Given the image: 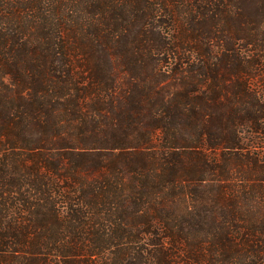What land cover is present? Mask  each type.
<instances>
[{
  "label": "trees",
  "instance_id": "obj_1",
  "mask_svg": "<svg viewBox=\"0 0 264 264\" xmlns=\"http://www.w3.org/2000/svg\"><path fill=\"white\" fill-rule=\"evenodd\" d=\"M239 262L264 264V0H0V264Z\"/></svg>",
  "mask_w": 264,
  "mask_h": 264
},
{
  "label": "rangeland",
  "instance_id": "obj_2",
  "mask_svg": "<svg viewBox=\"0 0 264 264\" xmlns=\"http://www.w3.org/2000/svg\"><path fill=\"white\" fill-rule=\"evenodd\" d=\"M65 1V3H67V1H69V0H64ZM142 13H144V11L142 12ZM158 13V12H157ZM149 13H146L145 12V15H146V17H147V21H144V20H140V21H138V23H137V25L134 27V29H141V28H144V24H145V22L146 23H156V21H159V20H161L162 22H163V24L165 25L166 24V22H167V17H166V15L165 16H163V15H157L155 18H154V20H148V16H150V15H148ZM146 26V25H145ZM166 29H169L168 28V26H165V30ZM34 155H32V157H30V159L28 160V162H29V164H32V166L35 164V162L34 161H36L37 160V156L35 155V153H33ZM244 251V250H243ZM109 251H107L106 253H108ZM178 255H180V256H183V250L182 249H180L179 250V254ZM247 255H248V253H247ZM214 259V255H213V258H212V260ZM232 262H234V261H237L235 258L234 259H232L231 260ZM240 262H243V261H240ZM240 262H239V264H240Z\"/></svg>",
  "mask_w": 264,
  "mask_h": 264
}]
</instances>
